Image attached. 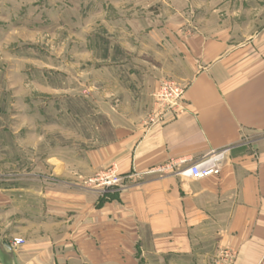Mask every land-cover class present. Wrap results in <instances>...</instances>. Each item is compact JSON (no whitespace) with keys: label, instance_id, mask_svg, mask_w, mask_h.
Masks as SVG:
<instances>
[{"label":"rangeland","instance_id":"374dc122","mask_svg":"<svg viewBox=\"0 0 264 264\" xmlns=\"http://www.w3.org/2000/svg\"><path fill=\"white\" fill-rule=\"evenodd\" d=\"M261 19L264 0H0V232L34 249L36 193L53 177L97 190L87 180L111 165L92 172L85 154L154 120L162 81L185 86L190 62L173 35L253 31ZM204 229L193 257L44 264H235L241 249Z\"/></svg>","mask_w":264,"mask_h":264},{"label":"crops","instance_id":"0c3cea01","mask_svg":"<svg viewBox=\"0 0 264 264\" xmlns=\"http://www.w3.org/2000/svg\"><path fill=\"white\" fill-rule=\"evenodd\" d=\"M173 38L190 62L185 112L155 118L130 141L117 129L114 142L85 154L92 172L116 165L122 183L109 191L81 189L73 175L67 190L61 177L52 178L50 190H37L34 249L14 247L0 232V264L193 257L197 231L209 223L217 243L223 233V242L241 249L235 264L262 260L264 19L253 31L230 24ZM211 153L223 154L218 174L198 180L177 174Z\"/></svg>","mask_w":264,"mask_h":264},{"label":"built area","instance_id":"2783aa9c","mask_svg":"<svg viewBox=\"0 0 264 264\" xmlns=\"http://www.w3.org/2000/svg\"><path fill=\"white\" fill-rule=\"evenodd\" d=\"M184 91L185 87L176 81L170 79L162 81L155 93L156 104L159 109L155 118H163L168 114L175 116L184 113L186 110L183 102ZM222 159V153H211L188 167L178 170L177 174L193 180L207 178L219 173ZM159 171H165V169L161 168ZM121 181L122 177L118 173L116 165H111L88 179L87 184L104 193L120 185ZM21 242L22 239L15 238L11 245L16 247Z\"/></svg>","mask_w":264,"mask_h":264}]
</instances>
